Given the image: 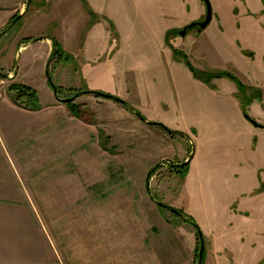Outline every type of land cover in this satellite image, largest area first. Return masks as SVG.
I'll use <instances>...</instances> for the list:
<instances>
[{"label": "crops", "instance_id": "1", "mask_svg": "<svg viewBox=\"0 0 264 264\" xmlns=\"http://www.w3.org/2000/svg\"><path fill=\"white\" fill-rule=\"evenodd\" d=\"M84 1L100 17L87 32L90 17L81 0H45L53 4V11L47 13L40 9L29 12L30 0H0V28L8 24L11 28L20 20L26 21L25 26L41 21V30L29 36L36 41L23 42L18 35L14 39L13 60L18 57L21 69L19 77L18 73L14 76L16 81L36 91L39 86L48 90L47 76L33 83L29 76L37 58L41 77L42 72L46 74L55 40L77 60L83 77L107 78L105 85L90 80L88 92L104 90L144 119L119 103L95 100L93 106L101 103L112 116L105 120V131L122 133L131 125L143 136L155 135L153 144L158 147L163 140L167 149L173 140L168 143L161 130L149 123L182 133L172 138L179 139L178 149L167 150V154L179 164L190 165L183 188L186 196H191V204L185 212L203 219L200 231L208 244L202 264H264V176L258 175L264 163L251 160L256 149L253 141L264 127H255L245 118L252 120L264 112V63H256L243 52L241 43H246L239 40V13L223 5L224 0H209L212 18L208 26L180 36L175 32L204 19L202 0ZM241 16L250 17V11L246 8ZM52 24V31L44 35L42 28ZM181 37L188 42L183 44ZM30 45L35 47L25 56ZM173 50H182L195 72L233 75L246 88L243 96L227 77L200 81ZM1 88L0 83V234H6L21 216L16 203L28 202L22 200L17 187L18 170L26 169L23 145L34 132H41L36 136L43 139L49 137V130L64 128V117L43 114L58 109L52 101L38 112L20 109ZM252 88L262 89V96L254 97ZM250 94L252 99L247 102ZM89 96L84 93L79 97ZM93 112L99 118L97 109ZM66 117L68 123L76 119L71 114ZM217 188L221 191L216 198ZM210 203H217V211L213 212Z\"/></svg>", "mask_w": 264, "mask_h": 264}, {"label": "rangeland", "instance_id": "2", "mask_svg": "<svg viewBox=\"0 0 264 264\" xmlns=\"http://www.w3.org/2000/svg\"><path fill=\"white\" fill-rule=\"evenodd\" d=\"M224 1L223 5L231 6L236 14L239 13V40L246 43H241L243 52L256 63H264V0ZM29 5L31 13L37 9L44 13L53 11V4L45 0H30ZM246 8L250 17L241 16ZM87 14L90 20L84 32L100 18L93 13L98 19L91 24L92 17L88 11ZM245 20H252V23ZM25 22L20 20L11 28L9 24L0 28V71L7 76L0 77V83L1 89L8 94H11L7 90L9 85L19 83L15 74L19 77L21 72L18 57L13 60L15 37L18 35L23 37L20 41L32 42L35 38L29 36L41 30V21L32 26H25ZM54 26L42 28L44 35ZM189 32L193 33L194 29ZM182 38L180 40L186 44L188 39ZM34 47L30 45L25 56L30 55ZM173 52L186 66L187 63L190 65L182 50ZM68 56L70 63L51 61L47 69L53 85L60 90V99L72 96L75 90H80L79 96L88 92L90 80L94 85L108 83L106 77L92 76L90 80L83 77L77 60ZM36 60L38 62L30 70L32 83L46 77L43 72L41 77V61ZM196 73L202 76L200 72ZM203 76L207 78L206 74ZM70 89L74 91L68 93ZM37 91L41 110L47 101L58 106L57 110H45L43 114L64 117V128L49 130V137L43 139L36 136L41 132H34L23 145L26 169L18 170L17 187L22 200L28 199V202L16 203L18 215L22 217L17 218L16 226L13 224L15 227L11 226L9 233L0 234V264H196L200 241L195 229L183 216L172 212L181 211L187 215L186 207L189 202L191 204V196L188 198L183 188L190 165L182 177L180 170L174 167L179 163L167 154V150L178 149L179 139H172L173 136L159 128L164 140L168 143L173 140L167 149L163 140L158 147L153 144L155 135L143 136L140 129L131 125L125 132L109 133L103 128L106 118L112 117L111 113L98 101L118 104L113 100L90 93L89 97H79L76 101L77 97L74 103L80 106L83 115V119H78L54 96L50 86L48 90L39 86ZM90 92L106 93L104 90ZM262 92L259 88L251 89V94L256 93L254 97L260 98ZM95 100L98 105L93 106ZM93 109H97L99 118ZM70 114L76 118L71 119L72 123H68L66 117ZM255 115L252 120L260 127L264 126V112ZM261 132L253 141L256 149L252 150L251 160L256 164L264 163V133ZM157 147L158 151H155ZM258 175L262 179L264 170ZM228 188L232 189H223ZM218 190L221 189H216V198ZM223 196L228 197V193ZM215 202L219 201L215 199ZM198 205L201 207V202ZM209 206L213 212L217 211V203ZM191 215L187 216L200 229L199 223L203 219ZM203 243L204 247L208 244L205 239Z\"/></svg>", "mask_w": 264, "mask_h": 264}, {"label": "trees", "instance_id": "3", "mask_svg": "<svg viewBox=\"0 0 264 264\" xmlns=\"http://www.w3.org/2000/svg\"><path fill=\"white\" fill-rule=\"evenodd\" d=\"M81 1H82L83 6L85 7V9L91 15L92 21L90 23L93 24L94 22L97 21L98 18L88 8V6L85 3V1L84 0H81ZM176 34H178V32ZM25 42H28V41H25ZM52 46H53V49H52V52H51V54L49 56V59H48V62H47V69H48V65H49V63L51 61H55L57 63H63V64L70 63L69 61L71 60V57L68 56L62 50V48L60 47V45L55 40H52ZM187 66L191 70V66L188 63H187ZM193 74L200 81H204V82H207L208 79L210 81L211 79H214V78L227 77L230 80L234 81V83L236 84V86H237V88H238V90L240 92V96H243L242 95L243 94V91L246 90V88L242 85V83L238 79H236L233 75H231L229 73L208 74V75H206L207 76L206 79L203 76L205 74H201L202 75L201 77H199L198 74L195 71H193ZM0 77L1 78H7V76H4L1 73V71H0ZM48 77L50 78L49 71H48ZM55 88H56V97L58 99H60L58 97V94H59L60 90L57 87H55ZM7 90H8L9 93H11V95H12V97H11L12 98V101H13L14 105H16L18 108H21V109H24V110H27V111H32V112H36V111H39V110L42 109L41 105L39 104V99H38L37 92H36L35 89H33V88L29 87V86L23 85V84L12 83V84L9 85V87L7 88ZM71 91H74V90L73 89H70V91H68V93H70ZM75 91L76 92H74V94L72 96H69V97L65 98V99H70V102L67 103L66 106L68 107L70 113L74 117H76L78 119H83V115H81V111H80V106L74 103V100L77 97H79V94H81V92H80V90H75ZM87 93L88 94L89 93L90 94H95L93 92H87ZM108 99H111L114 102L121 104L124 108H126L127 110H129L132 113H137L134 110H131L130 107L127 106L125 102H123V101H121V100H119V99H117L115 97L110 96V98H108ZM251 99H252V95L250 94L249 100H247V102L251 101ZM242 100H243V98H242ZM244 114H246V113L244 112ZM138 117L142 118L140 115ZM245 118L252 123V120L250 118H248L246 115H245ZM150 125L162 129L168 135H171V136H180V137L183 136L182 133L170 131L167 128H165L164 126H162L161 124L150 123ZM262 127H264V126H262ZM188 164H189L188 162H185V163L177 164L174 167L177 168V169H179L180 170V175L182 177H184V175L186 173V168H187ZM172 212L174 214L178 215V216H183L184 217V220L185 221H188L194 227L195 232H196L197 239L199 241H201V240L204 239L203 238L204 236H202V233L199 234L198 231H197V230H199L198 226L191 220L190 217H188L187 215H184L183 213H181V211H172ZM204 251H205V247H204ZM204 251H203V256H202V262H203V257H204Z\"/></svg>", "mask_w": 264, "mask_h": 264}, {"label": "water", "instance_id": "4", "mask_svg": "<svg viewBox=\"0 0 264 264\" xmlns=\"http://www.w3.org/2000/svg\"><path fill=\"white\" fill-rule=\"evenodd\" d=\"M202 1L204 2L205 9H206V13H205V18H204V20L201 21V22H194V23H191V24L185 26L182 30L179 31V35H180V36H185L186 32H187L188 30H191V29H194V30H196V31H202V30H204V29L208 26V24L210 23L211 18H212V10H211L210 3H209L208 0H202ZM19 17H20V16H18V17L16 18V20H18ZM34 41H36V40H34ZM191 71L193 72L194 69L191 68ZM46 76H47V78H48V83H49L50 87H51L52 90H53V94H54V96H56V88H55V86L53 85L51 79L48 77V71H46ZM84 93H87V92H84ZM95 94H96L97 96H99V97L104 98V99H108V98H110V96H109V95H106V94H102V93H95ZM59 100H60V99H59ZM60 101H61L62 103H64V104H67V103L70 102V99H63V100H60ZM130 109H131V108H130ZM131 110H132V109H131ZM134 114H135L137 117L139 116L138 113H134ZM138 118H139L140 120L143 121L142 118H140V117H138ZM149 124H150V123H149ZM252 124H253V126H255V127H259V125L256 124L254 121H252ZM156 203H157L158 206H162V203H160V202H156ZM170 210H172V209H170ZM172 211H174V210H172ZM197 231H198L199 234H201L200 229L197 230ZM203 251H204V243H203V240H201V241H200L199 253H198V258H197V263H196V264H202Z\"/></svg>", "mask_w": 264, "mask_h": 264}]
</instances>
